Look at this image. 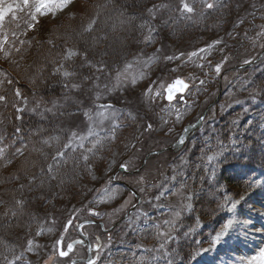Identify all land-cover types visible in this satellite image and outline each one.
<instances>
[{"label": "rangeland", "instance_id": "rangeland-1", "mask_svg": "<svg viewBox=\"0 0 264 264\" xmlns=\"http://www.w3.org/2000/svg\"><path fill=\"white\" fill-rule=\"evenodd\" d=\"M133 1L143 7L145 18L138 12L140 7L129 11L124 6ZM227 1H233L229 14L233 18L222 24L221 9ZM259 1L0 0L1 44L15 29L3 30V21L23 22L25 14L31 21L28 28L37 27L34 33L38 38H45L50 26L54 29L48 39L61 38L63 53L53 68L49 50L44 49L29 66L27 79L44 82L54 73L65 78L69 74L65 61L75 57L71 66L77 68L76 86L81 87L82 109L87 111L82 120L85 126L77 112L74 116L68 111L61 122L71 132L73 156L80 155L84 164L88 158L94 163L86 176L78 177V185L67 183L66 193L55 187L41 208L37 203L28 205L33 193L27 182L35 179L32 164L37 156L22 158L18 151L13 159L17 163L3 164L10 172L22 168L27 179L11 174L15 180L0 182V189L8 186L12 208L6 209L0 202V236L11 238L13 227L22 222L29 229L33 224L36 227L33 233L24 231L17 252L0 264H66L68 258L56 257L57 239L68 242L75 222L83 219L101 220L105 227L114 223L136 198L125 187L112 183V174L120 165H126L127 170L135 168L147 152L159 148L166 149L140 169L152 182L144 188L138 187L135 175L116 174V179L136 185L142 201L111 233L95 264H264V258H258L264 249V95L260 86L264 54L253 66L236 68L253 62L264 47V1ZM133 14L136 24L131 22ZM194 24L193 31L189 25ZM86 53L92 57L86 60ZM0 63L9 70L1 57ZM217 65H221L219 73ZM88 70L91 76L86 74ZM178 76L190 81L186 101L177 97L166 102L163 88ZM3 79L5 83V76L0 82ZM124 80L126 87L121 91ZM15 82L19 117L29 101L16 88L22 80L15 78ZM219 86L222 94L201 126L179 148H171L183 126L194 122L220 94ZM70 100L58 98L53 103L64 106ZM234 110L237 119L230 113ZM33 140L34 145L40 144L35 137ZM58 155L52 153L51 164L56 165L53 161ZM233 201L238 202L235 208ZM31 207L37 214H26ZM228 220L233 223L215 246L212 237ZM84 229L101 235L98 226ZM24 244L26 248L21 249Z\"/></svg>", "mask_w": 264, "mask_h": 264}, {"label": "trees", "instance_id": "trees-1", "mask_svg": "<svg viewBox=\"0 0 264 264\" xmlns=\"http://www.w3.org/2000/svg\"><path fill=\"white\" fill-rule=\"evenodd\" d=\"M84 1L88 0H77L79 3ZM263 1L264 0H260L259 2ZM232 3L233 1H227L222 6V14L220 15L223 17L222 24L226 20H228V22L231 21L233 18V16H229L233 10ZM121 6L122 9L124 6H126L129 11L132 10V7L138 6L141 8L138 12H140V14L144 17V9L137 1H133L131 4L124 3V6ZM154 15L157 14H153V16ZM148 17L149 16L147 15L146 18L148 19ZM27 18L28 14H25V20L23 22L16 21V23L7 22L4 24V30H8L9 28L15 29L14 33L12 32L13 35L8 37L7 43L0 46L1 60H3L5 65L9 67V70H5L6 68L1 66L0 63V73H2L0 78L5 76L6 83H4V79L3 82H0V96L3 97V99L0 101V155L3 156L0 158V182L15 180V178L13 179L10 177L11 174H18L20 178H26L25 173H22V168L16 167L15 169H11L13 171L10 172L8 169H5L6 167L3 165L5 162H15L16 160L14 161L13 159L18 154V151H22V154L20 153V157L22 158H35L37 156L38 159L32 164V170L33 173H35V179L27 182V186L30 188V191H32L31 193H33V197L31 198L32 201H30L28 205L37 203V208H41L40 204L46 201L47 195L52 193L55 187L59 188L63 193H66L64 192V189H68L67 183L70 186L71 184L78 185L80 182L78 177L81 175L86 176L87 172L89 171V165L94 163H92V160L89 161L88 159L86 164H84L80 160V156L77 158L73 156L74 153L70 150L71 142L69 141L71 132L64 129L61 122L65 117L63 115H66L68 111L72 112L74 116H76L75 112H77V115L80 117L81 121L86 116L85 113L87 112L82 109L84 106L81 102L83 99L81 87L76 86L78 85L76 84L75 80V78H77L75 75L77 68L71 66L75 57L71 60L65 61L66 65L68 64L67 68L69 70V74L65 78L61 79L59 74L54 73L48 77V80H45L44 82L38 78L27 79V71L29 66H32L39 54L41 55L43 52H45L44 49L49 50L48 55L51 57L50 69L53 68L54 61L59 60V57L63 53V44L59 35L55 37L58 41H55L53 38L52 40L48 39L50 38V33L54 28L51 30V26L50 28L47 27L45 30V38H38V36L34 33L37 27L32 26V28H28V23L30 20ZM131 22L136 24V18L134 14ZM194 27L195 24L193 26L189 25V28L192 30ZM203 27L204 30L202 31H206L207 26ZM141 30L142 29L139 28V32ZM135 31L138 33V30ZM132 35L133 38H137L134 32H132ZM36 37L38 39H36ZM238 44L240 45V43ZM129 54H132V52L130 51ZM91 57L92 55L86 53V60L88 58L90 59ZM82 66L85 67L84 64ZM88 73H90V70H88L86 74ZM92 74L93 73H90L88 76H91ZM168 74L170 73H167V75ZM262 75L264 76V73ZM6 77L9 81L8 84ZM15 78L22 80L23 84H20L16 88H18L20 93L29 101V107L26 111L21 112L19 117H17V112L15 110V103L17 102V95L15 94L14 89L16 85ZM124 83L125 80L122 83L123 88H121V91H124V88L126 87ZM263 83L264 81L261 83L262 85L260 84L262 95H264ZM64 97L71 98L69 104L66 102L64 103V106H62L61 103H53L58 98ZM112 98L114 99V95ZM68 105H70L69 108H67ZM230 113L233 114L234 119L238 118V116H236V110ZM226 115L230 114L227 113ZM226 122L227 125L231 123V121L230 123L229 121H225V123ZM83 125L85 126V122H83ZM15 129L17 131L16 134L14 133ZM34 137L36 140H39V145H34ZM143 138L145 139V137ZM143 138L141 139V141H143L142 146H144ZM34 149H38V151ZM53 152L60 153V156L58 155V160L53 161L56 165L50 163V156ZM65 177H70L67 179L68 182L63 180ZM58 184H61V187H58ZM6 188H8V186L0 189V202L6 204L4 208H8L9 210L10 205H8V202L10 198L8 197ZM10 209L12 208L10 207ZM2 213L3 210L0 211V214ZM26 214L37 213H35L31 207ZM206 216L208 217L210 215L206 214ZM26 217V221L29 220L28 216ZM11 219H13V217ZM33 220L35 222V219ZM5 223L3 224L4 227L6 226ZM15 224H17V222ZM32 227L33 228L29 229L27 226H25L24 222H22L19 223L18 226L13 227L12 230L10 229L11 231H15L13 232L14 234L12 233L11 238H9L10 236L8 237V235L7 237L0 236V261L3 258L8 257V255H12L17 252L18 239L26 233V229H28L30 233L35 232V224H33ZM1 228L2 227H0V229ZM24 246L25 244L21 249L26 248ZM14 251L15 253H13Z\"/></svg>", "mask_w": 264, "mask_h": 264}, {"label": "flooded vegetation", "instance_id": "flooded-vegetation-1", "mask_svg": "<svg viewBox=\"0 0 264 264\" xmlns=\"http://www.w3.org/2000/svg\"><path fill=\"white\" fill-rule=\"evenodd\" d=\"M128 171H132L131 169H129ZM126 171V172H128ZM128 174V173H126ZM94 216H98V214H93ZM124 214H122L119 218H121ZM131 214L126 215L125 217L123 216V219L114 227L108 228L105 227V223L101 220H98L100 222H96V223H91L94 226H98V230L100 232L101 235H99L98 233L95 232H89L87 231V229H84V226L79 227L78 224H81L80 221H76L75 222V228L72 230L74 232L71 231V238L68 240L69 241H73L75 239H79V243H77V245H75L72 248V251H70V253L68 254L67 257L68 261L66 262V264H68L69 262H72L73 260L78 261V260H90V259H94V260H99V258L101 257L100 254L102 253V250L104 249V243L106 242V240L111 239V233L114 231V229L117 228V226H119L122 222L126 221V219L128 218V216ZM118 218V219H119ZM68 226H69V222H68ZM87 226V225H86ZM105 237V238H104ZM104 238V240H103ZM68 242H66L65 244L61 243V248L63 249V247L65 248L68 244ZM99 246V247H97ZM55 255V254H54ZM54 255H52L54 257ZM63 258V259H65ZM74 264H84L83 262H77Z\"/></svg>", "mask_w": 264, "mask_h": 264}, {"label": "snow or ice", "instance_id": "snow-or-ice-1", "mask_svg": "<svg viewBox=\"0 0 264 264\" xmlns=\"http://www.w3.org/2000/svg\"><path fill=\"white\" fill-rule=\"evenodd\" d=\"M188 11H191V9L188 8ZM214 43H219V41H216ZM201 51H204V49H202ZM220 70H221V65H217L216 66V71L219 73ZM182 86H186V83L184 81H182L181 79H177L173 84H171L169 86V88L167 90V96H166V98L169 101L173 100L175 98V95L177 93H181ZM173 89H175V92H173ZM149 127H151V125H149ZM185 131H187V129ZM184 142H185V137L181 136L180 139H179V141H178V143L179 144H183ZM209 159L211 160V159H213V157H209ZM122 167L126 169L127 166L126 165H122ZM237 203L238 202L233 201L231 203L232 208H235L236 205H237ZM187 207L190 210L191 207H192V205L189 204V205H187ZM197 223H199V222H197ZM232 223H233L232 220H228L225 223L223 230L220 231V232H218L214 237H212V240H213V243H214L215 246H217L218 244H220L222 238L225 236V233L229 230V228L232 225ZM97 247H99V246H97ZM258 258H264V249H262L260 251V253L258 254ZM90 264H95V261H90ZM249 264H254V261H249Z\"/></svg>", "mask_w": 264, "mask_h": 264}, {"label": "water", "instance_id": "water-1", "mask_svg": "<svg viewBox=\"0 0 264 264\" xmlns=\"http://www.w3.org/2000/svg\"><path fill=\"white\" fill-rule=\"evenodd\" d=\"M177 79H181L182 81H184V82L186 83V86H182V91H181V93H177V94H181V95H182V96H181V99H184L183 94L185 93V91H186L187 87L189 86V84H188L187 81H185V80L182 79V78H176V79H174L173 81H171L170 83H168L167 86L164 88V92H165V96H164V97H165V100H166V101H169V100L166 98V96H167V90H168L169 86H170L171 84H173ZM173 92H175V89H173ZM177 94H176V95H177ZM176 95H175V96H176ZM173 100H174V99H173ZM173 100H171V101H173ZM211 105H212V104H210L209 106H207V108H205V110H204V111L202 112V114L198 117L197 121H196L194 124L185 125V126L182 128L178 140H177L174 144H172V145L170 146L171 148H172V147H177V148H179V147L182 145V144H179V143H178V141H179V139H180L181 136L185 137V141L187 140V138H188L189 135H190V132H192L196 127H199V126H200L203 117L205 116L207 110L209 109V107H210ZM186 129H187V131H185ZM160 151H161V150L153 151V152H151V153H159ZM147 156H148V155H147ZM147 156H146V157H147ZM69 249H71V246L68 247V249H67L66 252H68Z\"/></svg>", "mask_w": 264, "mask_h": 264}]
</instances>
